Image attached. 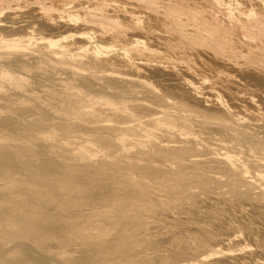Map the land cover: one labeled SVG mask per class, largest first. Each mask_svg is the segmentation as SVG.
I'll use <instances>...</instances> for the list:
<instances>
[{"label":"bare ground","instance_id":"1","mask_svg":"<svg viewBox=\"0 0 264 264\" xmlns=\"http://www.w3.org/2000/svg\"><path fill=\"white\" fill-rule=\"evenodd\" d=\"M121 3L122 2H120V4ZM154 4H156V2ZM234 4H236L235 0ZM226 6H228L227 3ZM258 8V10H252L250 12V16L257 15V12H259V14H264V2ZM141 13L143 14L142 11ZM72 14H74V12ZM26 15L29 16V20H27L29 22L41 21L38 24V30L40 29V25H42L44 31L47 30V33L55 31L53 34H57L58 31H61L62 33L73 32L75 34L72 29L73 24L71 26L69 19L65 16H61L63 20L59 22V25H47L48 22H44L46 21L45 19H40L41 17L37 10H32L31 12L26 11L25 13L22 12L20 15L18 13L16 14V12L10 14L8 13L5 19L4 17H0V28L6 29V32H8L7 30H10L9 27H11L10 25L8 26V23L11 24L13 22L23 21L24 19H27L25 18ZM54 15H56V13ZM147 17L148 20L144 21L145 27H148L147 29L151 27V30L155 26L157 34L160 31V25L165 24L167 21L164 17H161V19L150 15ZM74 18L79 20V17ZM71 19L73 20L72 17ZM33 23V26L37 25L35 22ZM124 23H126V20ZM32 24L29 23V25ZM21 27L22 26L20 24L18 26V30L21 29ZM33 28L31 27L30 31ZM36 28L35 30H37ZM13 30H15V32L18 31H16V29ZM161 31L164 30L161 28ZM96 32L99 35L98 38L100 37L102 39L103 32L99 29ZM21 34L24 36L28 35L30 37V33H22L21 31ZM53 34L51 33V35ZM76 34L77 35H74V39L72 41L70 40L69 43L66 41L67 37L64 36L62 39L54 38L55 40H48L46 42L43 41L44 43H39L37 40V44L41 45V47H45V49H50L49 52L47 49L46 51L48 54H53V57L55 55V50L53 51L55 46H60L61 44V47H59L61 51V48H63L62 44L66 43V48L67 46L70 47V45L72 48L77 45V49L79 50L77 54H74L75 58L66 60L64 58L67 56L65 48V50L62 49V53H65L66 56L61 54V57L50 59V62L54 67H56L54 68L55 71L60 68V71L66 70L71 73V77H73V75L78 77L76 80L79 81L81 86H88L92 89L96 84H101L104 89L113 90V88L116 89L117 86L122 89L129 88L131 85H135V81L131 79L132 77L143 78L146 74L151 76H147L148 79H152V76L155 77L160 75H164V77L170 75L177 78L176 74L172 72V69L161 70L153 65V67H151L145 64L136 66L131 64L129 61V53L125 51V49L124 52H120L117 48L118 45H105L103 43V39L99 40L97 44H94L93 38L87 34L82 32H76ZM162 34L163 32L161 35ZM17 35L16 37L19 38L18 36L20 34L18 36ZM33 35L35 36V34ZM140 36L141 35H139V38H141ZM165 36L168 37V35ZM105 41L109 42L107 40ZM142 43L146 46L151 45V43H149V45L148 41H144V39L142 40ZM129 44H131V42H129ZM129 47L131 48L132 46ZM21 48H19V50ZM31 49L33 53V50L35 49L32 48V46L30 47V50ZM70 49L71 48H69V50ZM129 50L131 52V49ZM41 51L44 52L42 49ZM200 51L203 58L205 57L207 60L209 59L218 65L229 66L230 72H234L237 77L243 79V81L245 80L248 84H252L256 88L264 90L263 71L252 66L244 65V63H242L243 67H235L225 63L220 57L216 56L209 50L201 49ZM185 53H187V51ZM29 56L32 57V54ZM136 57L134 58L136 59ZM69 58L71 57L69 56ZM188 58L191 59L190 56ZM135 59L133 61H135ZM144 59L139 60L137 57V60L139 61ZM197 59L195 58L196 61H199ZM17 62L18 61H16V63ZM84 63L91 65L92 67L87 68V66L85 67L83 65ZM154 63L156 64L157 62H153L152 64ZM161 63L163 64V62ZM28 64L30 65V63ZM37 64L40 63L37 62ZM158 64L159 63L156 65L158 66ZM200 64L203 67L201 62ZM82 65L86 69L83 68ZM8 66L7 68H9ZM11 66L13 68V65ZM16 66L17 64L15 65V70L20 73V70H17ZM25 66L26 64H24L23 67ZM102 66H105V68L106 66H116L120 69L122 68L121 70H127V72H116L117 70H120L117 68V70L114 68V70L106 69L98 71L97 69ZM3 67H1L0 63V82L10 86L11 90L14 91L17 96L25 97L28 93L29 89L27 90V87L29 86L31 80L24 77L26 73H28L26 71V67L24 68L25 71L22 70L23 73L26 72L25 75L23 74L24 76L22 74L19 75V73H11L13 71L15 72V70H11V72L6 71V68L5 70L2 69ZM204 67L206 71V66ZM220 67L221 66H219V69ZM49 69L53 68L49 67ZM179 69L182 70L181 68ZM39 70L40 67L34 68L35 73H38ZM211 70L212 69H210V71ZM30 71L32 72V70H29V72ZM62 71L61 74H63ZM208 71L209 70H207V72ZM226 71L227 70L225 69V72ZM41 73L44 74L42 71ZM144 73L145 76H142ZM33 74L34 73L32 72V76H34ZM46 74L47 73H45V75ZM43 77L45 76L43 75ZM164 77H161L162 80ZM186 77L188 76L186 75L184 77L185 80H188L189 78L186 79ZM62 78L60 77V79ZM73 81H75V78ZM168 81H170V79ZM147 82H143L142 80L138 82L139 84H136L138 87L142 86L144 88L143 92L145 98L142 97V99H140L138 96L134 95L131 97L127 91H124L129 94L130 97L127 96V99L125 97L127 94H125L124 97L120 96L124 101H126V104L122 105V107L124 106L123 108L118 105L115 106V104L111 103L105 104L113 106L109 117L114 120H108L107 118H104V120L107 119L106 121L114 123H106L104 120H101L102 118L99 120L97 116H93V118H83V116L78 119L73 117L76 119L74 121L72 120L73 122H70L69 120L70 123L68 124L71 126H75L79 129H84L85 131L92 133V137H89L90 139L88 137L85 139L84 137L78 136L79 141H73V143L71 142L66 145H62V141L60 143L62 146H60L59 142H52L59 145L54 149L56 146L54 144L52 149H49V154V150H47V152L45 150L46 154H43V151L40 154L38 153L40 150H37V152L34 150L35 148H32L26 143H18L13 139L0 137V264H72V258L70 256V258H68L66 253L67 251L65 249L62 250L61 248L65 242L73 243L82 241L83 243V240H85L86 244L89 242L91 245L100 246L99 249H101V247L104 248L109 243L113 244L111 241L109 242V238L111 236L113 238L114 236L119 237V239L121 238L120 241H122V238H124V240H130L131 238L136 240V238H142L147 242L150 238H152V236H156L154 233L158 234L156 232H162L163 230L170 232L171 234L168 236L169 238L164 236L166 239L161 237L165 232H162L163 234L161 233V236L160 233L157 235L161 237L159 240L162 238L164 239V241L161 240L164 243L161 245L164 246L166 244L174 251H179L181 246L185 244L195 246L196 249L205 248L209 250L185 264H264V136H256L259 131L258 127L260 126L246 120L244 118L246 117L245 115L243 118L239 117L235 120L232 117L231 112L226 108H223L218 101V95H216V93L221 90H216L217 92L215 94V91L212 92V94H214L213 98L217 96L216 100L208 99L206 101L205 99L207 97L205 99H203L204 97H194L193 95H196L195 92L194 94H191L190 92L182 90V94L178 92L180 95L175 92L170 94L169 92H173L175 89L179 88L177 87L173 90L171 89V86H168L170 90H172L168 92L167 89L165 90V86H162L159 83ZM177 82L180 85V82H183V80H177ZM191 82L192 81L189 83L191 84ZM176 83L174 85H176ZM204 83L208 82L204 81ZM171 84L172 83L170 82V85ZM181 84L183 85L184 83ZM185 84L183 87H185ZM208 84L207 86H209ZM192 85L196 86L195 84ZM133 87L131 88H136ZM138 87L136 88L137 90ZM187 87L188 85H186L185 88ZM204 89L205 88H203V90ZM33 91L35 90L33 89ZM205 92H207V90ZM134 94L138 95L139 92L137 93L136 91ZM106 95L115 99L117 94H111V92L108 91ZM224 96L226 95H223V97ZM229 98L227 97L226 99ZM118 99L120 100V98ZM223 100H225V98H223ZM229 100L231 101V98ZM127 102L129 104H127ZM257 102L259 101H256L255 103ZM260 104L263 105L261 102ZM230 106L231 105H229V107ZM233 106L237 105L233 104ZM257 106H259V104ZM13 109H15V107ZM20 110L17 109V111L22 112V109ZM255 111L256 110H254V112ZM19 112L15 113L18 114ZM257 113H259L258 110ZM240 114L241 112H235L234 116H238ZM88 115L89 113L87 116ZM29 116L26 115V117ZM26 117H24V119ZM36 117H38V114ZM246 118H249V116ZM3 119L5 118L0 120ZM32 119H34V117ZM44 120L50 121L51 119L49 120L48 117V119H43V121ZM4 121H2V123ZM41 122L42 121H34L33 124L35 123V125H39ZM54 122L57 125L60 123V121ZM2 123L0 121V124ZM43 125H45L48 129L53 126L52 124H50L52 126H49V123H43ZM45 126H43V128ZM197 126L203 130H208L209 134L215 133L220 136L219 138H215L211 135L199 139V136H196L195 133ZM125 132H129V134L134 138L125 136ZM260 133H263V131H260ZM4 134L5 133L1 135ZM13 137L15 138V136ZM50 137V134L48 136L39 137L38 141L44 144L48 143V145L50 144L51 146L53 144L50 143ZM78 137L76 138L77 140ZM32 139L34 138L32 137ZM48 145H46V147ZM150 156L159 160L161 164H157L155 161L149 159ZM164 162H171V165L168 163L165 164ZM199 171H202V175H199ZM203 172L210 173V175L206 176ZM195 188H199L203 191L205 197L201 194L200 195L203 198L199 197L200 190L199 193H197L198 190L196 189V191ZM161 193H168L174 197L163 200L159 198L162 196L160 195ZM164 196L166 195L164 194ZM187 217H190V220L186 222L187 224H184L183 219L185 218L186 220ZM138 241L139 240H137V242ZM117 242L118 240L115 244ZM132 242L135 241L132 240ZM156 242H158L157 244H160L159 241ZM115 244L113 246H115ZM126 245L129 246V244ZM161 245L159 247H162ZM122 247L125 246L122 245ZM93 248H95V246ZM163 248L166 249L165 247ZM115 250L117 251V249ZM121 250H123V248ZM130 250H128V252ZM99 252H104V250H99ZM92 254L93 252L91 255ZM107 258L103 259L107 261ZM95 259L92 258L91 260L97 261V259ZM104 260L99 262L101 264H106ZM172 261L168 262V264H173L174 262ZM179 262L178 264H184Z\"/></svg>","mask_w":264,"mask_h":264},{"label":"rangeland","instance_id":"2","mask_svg":"<svg viewBox=\"0 0 264 264\" xmlns=\"http://www.w3.org/2000/svg\"><path fill=\"white\" fill-rule=\"evenodd\" d=\"M117 1H119V2H117ZM238 1H239L240 6L238 5ZM120 2H122L121 3L122 6L123 7L125 6L124 8H126L127 10L121 6ZM155 2H156V4H154ZM216 2H218V3H216ZM263 2H264V0H235L236 4H234V0H126V3H125V0H122V1H120V0H116V1L115 0H0V17H4V19L8 13L10 14V13L16 12V14L18 13L20 15V14H22V12L25 13L26 11L31 12L32 10H34V11L37 10L40 14V17H41V18L40 17L39 18L41 20L45 19L46 21H44V22H46V23L48 22L47 25H53V26L59 25V22L61 20H63L61 18V16H65L66 18L69 19V23H71V26L73 24L72 29L75 32V34L73 32H70V33H64L63 32L64 35L61 31H58L57 34H53L55 31L47 33L46 32L47 30L45 29L46 31H44L42 25H40V29L38 30V27H39L38 24L41 21H33V22H35V24H37V25L33 26L34 23L32 21H30V22L27 21V20H29V18H28L29 16H27V15L25 16V18H27V19H24L23 21L11 23L12 25L14 24L13 26L8 23V26L10 25L11 27H9L10 30H7V31L8 32L13 31L12 33H10V32L8 33V32H6V29L0 28V54L2 55V53L4 52L2 56L0 55V63H1V67H3L5 65L2 69L5 70V68H6V71L11 72V70L12 71L15 70V65L17 64L16 69L20 70V73L17 72L16 70H15V72L13 71L11 73H14V74L19 73V75H21V74L25 75L26 72L23 73V71H25L24 68L26 67V71L28 73H26V75L25 76L23 75V76L28 78L29 80L31 79L29 86H28L29 88L27 87V90L29 89L28 93H27L28 95L26 94L27 97L26 96L25 97L17 96L16 93L11 90L10 86H8L7 84H2L0 82V119L5 118L3 120H0L1 123H2V121L5 120L4 121L5 123L3 122L2 124H0V137L6 138V139H13L15 142H18V143H26V144L30 145L32 148H35L34 149L35 151L40 150L39 152L37 151L40 154L42 153V151H43V154L44 153L46 154L47 150H49V149L51 150L55 144L52 142H56V143L59 142V144H60L63 141V143H61V144L66 145V144H69L71 142L73 143V141L74 142L79 141L78 136L84 137L85 139L87 137L91 138L92 133L85 131L84 129H79L75 126H71L68 123L76 120L74 118L78 119V118L83 117V116H84L83 118H85V117L86 118H88V117L93 118V116H95V117L97 116L99 120L101 118H102L101 120H104V118H107L108 120H114L113 118L109 117V114L113 109L112 108L113 106H110V105L108 106L105 104L111 103V104H115V106L118 105L119 107H122L123 104H126V101H124L121 97H124V95L127 93H129L131 95V97L134 95V96H138V98H140V99H142V97L145 98V95L143 92L144 88L142 86L138 87L136 85L139 81H142V80H143V82L149 81L147 83H151V82L159 83L162 86H165V90L167 89L168 92L172 91L169 88L170 86L172 87L171 89H173V90L177 87L180 89V86H181V89H180L181 92L179 89H175L173 92H169V93L172 94L175 92L178 94V92H179L180 94H182L183 91H187V92H190L191 94H194V92H195L196 95H193L194 97H197V98H203L204 97L203 99H205L207 97L205 99L206 101L208 99L209 100H213V99L216 100L217 96L215 98H213V95L217 92L216 90H218V91L221 90L220 92L216 93V95H218V101L220 102L221 106L223 108H226L227 110H229L232 114V117L235 120H237V118H239V117L243 118L244 115L246 117L249 116V118H246V117H244V118L246 120L251 121L252 123L258 124L260 126V127H258L259 131L256 134V136H264L263 135L264 134V116H263L264 115V90H261L260 88H256L252 84H248L245 82V80L243 81V79L237 77V75L234 72H232V71L230 72L229 66L218 65L217 63H216L217 65H216L215 62H213L209 59L207 60L205 57L203 58V55L200 54L201 49H206V50L213 52L216 56L220 57L225 63H228L232 66L243 67L242 63H244V65L255 67V68L264 72V14H261V13L259 14V12H257V15L250 16V12L252 10H258L259 9L258 7H260ZM226 3L228 6H226ZM13 6H15V7H13ZM70 8H72V9H70ZM117 8H119V9H117ZM141 11L143 12V14L141 13ZM62 12H64V13H62ZM73 12H74V14H72ZM55 13L58 16L54 15ZM230 14H231V16H230ZM28 15H30V14H28ZM149 15L156 17L158 19H161V17H164L167 20L165 24L160 25V27L164 31H161L160 27H159L160 31L158 30L160 32V33L158 32V34L161 35V33L163 32L164 36H163V34L161 36H159L157 34V29L155 28V26L152 28L153 30L152 29L150 30L151 27L149 29H147L148 27L147 28L145 27L144 21L148 20L147 16H149ZM71 17L73 18V20L71 19ZM74 17H79V20H76ZM246 18H248V19H246ZM120 19H123V20H120ZM125 20H126V23H124ZM8 22H10V21H8ZM29 23L30 24L33 23V24L29 25ZM20 24L22 26L21 29H23L24 31L21 29L18 30V26ZM138 24H139V26H138ZM142 25H144V26H142ZM16 26H17V28H16ZM30 26L32 28L34 27L33 29H31V31H30V28H31ZM36 26H37V28H36ZM41 26H42L43 32L41 30ZM24 28H26V29H24ZM35 28L37 30H35ZM13 29H16V31L18 30L17 31L18 35L19 34L20 35L18 36L17 32H15V30H13ZM93 29H95V30H93ZM98 29L103 32L102 33V37H103L102 39L104 40L103 43L105 45H110V44L111 45H118L117 48L120 52H124V49H125V51H127L129 53V56H130L129 61L131 64H134L135 66L140 65V64H145V65L151 66V67L156 66L161 70H169V69L171 70L172 69V72L174 74H176L177 78L172 77L170 75L165 76V77H164V75H162V76L160 75L161 77H164V79L162 80V78L160 76H155L157 79L152 76V79L154 80L153 81L151 78H149V79L147 78V76L151 77L150 75L146 74V76H145V73H144V74H142V76H145L143 78H138V77H132L131 78L128 76L129 78H131L135 81V85L133 84V86H135L136 88L138 87V90L135 87H133L132 85L129 88H125L126 90L119 88L118 86H117V88L115 86L116 89L113 88V90L112 89L107 90L106 88H105L106 89L105 90L101 84H96L91 89L88 86H86V87L81 86L79 84V81L76 80V79H78V77H76L74 75H73V77H71L70 75H72V74L67 72L66 70H63V71L61 70L63 73V74H61V71L59 70L60 68H58L56 70L57 71L56 72L54 69L56 67H54L53 64L50 62V59H55L56 57H61L62 56L61 54H63L64 56L67 55L66 57H64L66 60H70L72 58H75L74 54L75 53L77 54L78 50H79V49H77L78 48L77 45H75L73 48L71 45H70V47L67 46V48H66V43L62 44L63 48H61V51L59 48V47H61V44H60V46L57 45L53 49V51L55 50L54 52L56 55V56L54 55V57H53V54H50V53L48 54L50 49L46 48L48 51L47 52L45 47H41V45L37 44L38 41L40 43L43 41L46 42L48 40H55L54 38H56V39L61 38L62 39L64 36L67 37L66 41H68V43H69L70 40L72 41L74 39V35H77L76 32L77 33L82 32V33L87 34L88 36L93 38L94 44H97V42L99 40H102L100 37H99L100 39L98 38L99 35L96 32V31H98ZM28 30H29V32H28ZM33 30H35V31H33ZM154 30L156 31V33ZM19 31H20V33H19ZM21 31H22V33L23 32L24 33L26 32L28 34L30 33V37L28 35L27 36L22 35ZM36 31H38V32H36ZM33 32H35V33H33ZM123 32H125V33H123ZM51 33L53 35H51ZM93 33H95L97 35L98 40L96 39V35ZM33 34H35V36ZM16 35L20 39L17 38ZM37 35H38V37H37ZM139 35H141L140 37L142 39L139 38ZM165 35H168V37H166ZM20 36H22L23 38ZM133 36H134V38H133ZM170 36H171V38H170ZM172 37H173V39H172ZM166 38H168V39H166ZM143 39H144V41H148V44L151 43L154 50L152 49V46L150 44H149L150 46H146L145 44H143L142 43ZM105 40L109 41L110 43L106 42ZM165 40H167V41H165ZM24 41H27V42H24ZM124 42H126V43H124ZM129 42H131L132 45L129 44ZM21 46L23 49L21 48ZM31 46H32V48L35 49V50H33L35 53L34 52L32 53V49L30 50ZM129 46H132V47L130 48ZM27 47H29V48H27ZM141 47H143V48H141ZM7 48H8V50H7ZM19 48H21V49L19 50ZM65 48H66V50H65ZM69 48H71V49L69 50ZM162 48H164V49H162ZM36 49H40V50H36ZM41 49L44 52H42ZM62 49L65 50L66 55H65V53H62L63 52ZM129 49H131V52ZM157 50H159V51H157ZM186 51L188 54L185 53ZM5 53H6V55H5ZM18 53H19V55H18ZM23 54H24L25 59L23 57ZM30 54H32V57L29 56ZM139 54H141V55H139ZM191 54H193L195 57ZM69 56L71 58H69ZM133 56L134 57L137 56L139 60L144 59V58L146 60L144 59V60L139 61V60H137V57L135 59ZM187 56L188 57L190 56L191 59L188 58ZM195 58L196 59L200 58V59H197L199 61H196ZM134 59H135V61H138V62L133 61ZM170 59H171V61H170ZM149 60H151V61H149ZM16 61H18V62L20 61L21 63L20 62L16 63ZM22 61H24V62H22ZM37 62L40 64H37ZM149 62H152V63L157 62L159 64L157 66L156 65L157 63L152 64ZM161 62H163L164 65ZM178 62H180V63H178ZM200 62L203 64V67L201 66ZM5 63L7 64V66L10 65V63H11V65H13L14 69L12 68L11 65L8 66L9 68H7ZM28 63H30V65ZM24 64H26L25 67H23ZM34 64L36 65V67H40V70L44 74H42L40 70L38 71L39 74L35 73L34 68H36V67ZM44 64H45V66H44ZM27 65H29V66H27ZM40 65H42V66H40ZM83 65L85 67L87 66V68L92 67L91 65H87L85 63ZM83 65H82V67L85 68ZM32 66H34V67H32ZM168 66H170L171 68ZM204 66H206V71H205ZM215 66H218V67H215ZM219 66H221L223 68L220 67V69H219ZM18 67H19V69H18ZM49 67H52L53 69H49ZM164 67H165V69H164ZM110 68H112V69H110ZM114 68H115V70L120 69L119 67H116V66H112V67L106 66V68H105V66L104 67L102 66L97 70L98 71H103L106 69L114 70ZM179 68H181L182 70H180ZM209 68L212 70L210 71ZM121 69L117 70L116 72H122V71L124 72L125 71V69H123V70H121ZM225 69L228 72L227 71L225 72ZM29 70H32V72L34 73L33 74L34 76H32V72L30 71L31 72L30 73ZM207 70H209L210 72L209 71L207 72ZM125 72H127V70ZM220 72H222V73H220ZM40 73H41V75H40ZM45 73H47V74L45 75ZM65 73H66V75H65ZM181 73H182V75H181ZM36 74H38V75H36ZM183 74H184V76H183ZM43 75L45 77H43ZM186 75L188 76V77H186V79L189 78L188 80H185V78H184ZM29 76H31V77H29ZM202 76H204V77H202ZM225 76H226V78H225ZM235 76H236V78H235ZM39 77H41L42 79ZM60 77L61 78L63 77L64 79L63 78L60 79ZM159 77H160V79H159ZM190 77H192V78H190ZM74 78H75V81H73ZM138 79H142V80H138ZM169 79H170V81H168ZM222 79L223 80L225 79V80L223 81ZM65 80L67 83L65 82ZM177 80L178 81L183 80V82H180V85H179ZM39 81H40V83H39ZM167 81H168V83H167ZM174 81H175V83L177 82L176 85H174L175 84ZM190 81H192L191 84L189 83ZM204 81L208 82L209 84L204 83ZM170 82L172 83L171 85H170ZM38 83H39V85H38ZM181 83H184V84L186 83L185 87H186V85H188V87L187 88L183 87L184 84L182 85ZM42 84H44V85H42ZM192 84H195L196 86H194ZM207 84L209 86H207ZM100 85H101V87H100ZM251 85H252V87H251ZM44 86H45V88H44ZM200 86L201 87L203 86V87L201 88ZM131 87H133L135 89H132ZM196 88L199 91H197ZM203 88H205V89L203 90ZM232 88H233V90H232ZM33 89L35 91H33ZM194 89H195V91H194ZM206 90H207V92H205ZM81 91H83V92H81ZM108 91H110L111 94H117L119 97L116 95L115 99L116 98L117 99L115 100L113 97L106 95L108 93ZM124 91L125 92L127 91V93H125ZM136 91H137V93L139 92L138 95L134 94V93H136ZM78 92H79V94H78ZM123 92H124V94H123ZM212 92H214V94H212ZM198 93H200V94H198ZM129 94H127L125 96L127 99H128L127 96L130 97ZM180 94H178V95H180ZM202 94H203V96H202ZM9 95H12V96H9ZM223 95H226V96L223 97ZM227 97L228 98L230 97L231 101L229 100L230 98L226 99ZM118 98H120V100ZM223 98H225V100H223ZM259 99H261V100H259ZM13 100H15V101H13ZM36 100H38V101H36ZM28 101H29V103H28ZM225 101H226V103H225ZM256 101H259V102L255 103ZM227 102H229V103H227ZM260 102L263 105H261ZM127 104H129V103L127 102ZM233 104L237 105V106H233ZM256 104L257 105L259 104V106L260 105L261 106L259 107ZM229 105H231V106L229 107ZM115 106H114V108H115ZM14 107H15V109H13ZM232 107H234V108H232ZM25 108H26V110H25ZM108 108H109V110H108ZM17 109L18 110L22 109V112L17 111ZM35 109H37V110H35ZM260 109H262L263 112ZM33 110H34V112H33ZM254 110H256L255 111L256 114H255ZM257 110L259 113H257ZM24 111H27V112H24ZM41 111H42V113L44 112L43 113L44 116L41 113ZM15 112H19V113L17 114ZM23 112H24V115H23ZM235 112H238V113L241 112V114L238 116H234ZM29 113H31V114H29ZM88 113H89V115L87 116ZM37 114H38V117H36ZM2 115H3V117H2ZM26 115L29 117H26ZM31 115L34 117V119H32L33 117ZM7 117H9V118H7ZM24 117H26L25 118L26 120L24 119ZM48 117H49V120L51 119L50 121L52 123L48 120L47 121L44 120L45 122L43 121V119H48ZM53 117H55L56 119ZM39 118L40 119L42 118V119L40 120ZM71 118H73V119H71ZM107 119L104 120L106 123L108 122V121H106ZM69 120H70V122H69ZM255 120L257 123L255 122ZM32 121L33 122L34 121L35 122L36 121H42L44 124L49 123V126H52V125L53 126L49 127V129H50L49 130L45 125H43L42 122L40 123L42 125L39 124L42 127L41 128L39 125H35V123L33 124ZM54 121H58V122L60 121V123L57 122L58 123V125H57ZM61 121H64V122H61ZM66 121H67V123H66ZM53 123H55V124H53ZM108 123H114V122H108ZM30 124H32V125H30ZM50 124H52V125H50ZM65 124H67V125H65ZM54 125H56L57 127ZM35 126H38V127H35ZM43 126H45V127L43 128ZM41 129H43V130H41ZM65 129H68V130H65ZM195 131L194 132L196 133V136H199V139H202L203 137H207V136H211V135H212V137L214 136L215 138H219V136H220V135H217L215 133L209 134L208 130H203L202 128H200L198 126L196 127ZM205 131H207V132H205ZM260 131L261 132L263 131V133H260ZM3 133H5V134L1 135ZM52 133H53V135H52ZM125 133H126L125 136H130V138H134L132 135L129 134V132H125ZM49 134L51 136L50 137V141H51L50 143H52L53 145L50 146V144L48 145V143L44 144V143H41L40 141H38L39 137L48 136ZM82 135H84V136H82ZM13 136H15V138ZM37 136H39V137H37ZM76 136L78 137V140L76 139L77 138ZM122 136H124V135H122ZM32 137L35 140L32 139ZM35 137L37 138V140ZM62 137H66V138H62ZM30 139H32V140H30ZM53 140H55V141H53ZM37 141L40 143H38ZM33 143H36V144H33ZM38 144H39V146H38ZM61 144H60V146H62ZM42 145H44V146H42ZM46 145H48L47 147H50V148H47ZM58 145H56L54 147V149ZM45 150H46V152H45ZM50 150L48 151V154H49ZM149 159L155 161L157 164H161L159 160L152 158V156H150ZM164 163L165 164L168 163L171 165V162H164ZM203 174L206 176L210 175V173H206V172L205 173L203 172ZM199 175H202V171H199ZM211 175H213V174H211ZM196 189L197 188H195V190ZM197 190H198L197 193H199L200 189L198 188ZM164 194L166 196H164ZM200 194L203 197H205L204 192L201 190H200L199 195ZM160 195H162V196H160L159 198H161L163 200L166 198L174 197L172 195H169L168 193H163V194L161 193ZM201 195L199 197H201ZM203 197H201V198H203ZM185 218L183 219V221H184V224H187L186 222H188L190 220V217H187L186 220H185ZM162 232L163 233L165 232V233L163 234ZM162 232L158 231V232H156L158 234L154 233V235H156V236H152V238H150L149 241H147L149 243H147L142 238H141L142 240L137 239V238L135 240L134 238L133 239L131 238L133 241H135V242H132L131 239L130 240L129 239L124 240V238H122V241H120L121 238L119 239V237H116V236H114V238H113L111 236L109 238V242L111 241L113 244L109 243L108 245L110 247L107 245L104 248L101 247V249H99L100 246L91 245L89 242L86 244L85 240H83V243H82V241L81 242H79V241L73 242V243L65 242L62 245V247L61 246L60 247L62 248V250L65 249L67 251L66 253H67L68 258H70V257L72 258L71 259V261L73 260L71 262L72 264H92V263H94V264L98 263L99 264L100 263L99 261H103L104 260L103 258H107V257H108L107 261L104 260V262H106V264H118V262H119V264H133V263L134 264H168V262H171L172 260H173L172 262H174L175 264H178L179 261H180L179 263L185 264V263L192 261L196 257H198L200 254L209 251L208 249H205V248L196 249L195 246H191L188 244L182 245L179 251H174L173 249H170L168 247V245H166V244H165L166 246L161 245L163 243L161 240L164 241V239H166V238H164V236L169 238L168 236H170V234H171L170 232H166L165 230H163ZM159 233H160V236H161V233L163 234L161 237H163L164 239L162 238L161 240H159L161 238L160 236H157V235H159ZM117 240H118V242L115 244V242ZM137 240H139V241L137 242ZM151 240H153V241H151ZM156 241H159V242L161 241V242H160V244H157L158 242H156ZM122 242L125 244H123ZM114 244H115V246H113ZM126 244H129V246L132 249ZM154 244H155V246H154ZM84 245H86L87 247ZM116 245H117V247H116ZM122 245L125 247H122ZM132 245H133V247H132ZM135 245H136V247H135ZM160 245L162 247H159ZM94 246H95V248H93ZM96 247H98V248H96ZM128 247H129V249H128ZM163 247H165L167 250L170 249V250H168L169 252L166 249H164ZM61 248H58V249H61ZM109 248H112V249H109ZM122 248H123V250L125 249L124 251L126 253L123 250H121ZM98 249L100 251L104 250V252H99ZM115 249H117V251ZM92 250H94L95 252ZM96 250H98V251H96ZM119 250H120V252H119ZM128 250H130L131 252L130 251L128 252ZM134 251H136V252H134ZM92 252H93V254L91 255ZM87 253H89L90 255ZM101 253H103V254H101ZM169 253H170V255H169ZM95 254L97 255V257ZM92 258H94V259L96 258L97 261L91 260ZM157 258H158V260H157ZM168 260H170V261H168ZM92 261H94V262H92Z\"/></svg>","mask_w":264,"mask_h":264}]
</instances>
